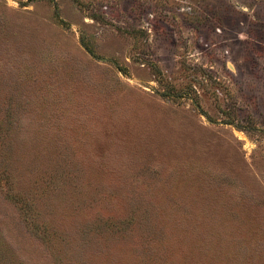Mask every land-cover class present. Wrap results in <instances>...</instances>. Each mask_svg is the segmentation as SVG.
I'll return each instance as SVG.
<instances>
[{"label": "rangeland", "instance_id": "374dc122", "mask_svg": "<svg viewBox=\"0 0 264 264\" xmlns=\"http://www.w3.org/2000/svg\"><path fill=\"white\" fill-rule=\"evenodd\" d=\"M0 264H264V0H0Z\"/></svg>", "mask_w": 264, "mask_h": 264}, {"label": "water", "instance_id": "95a60500", "mask_svg": "<svg viewBox=\"0 0 264 264\" xmlns=\"http://www.w3.org/2000/svg\"><path fill=\"white\" fill-rule=\"evenodd\" d=\"M104 60V59H103Z\"/></svg>", "mask_w": 264, "mask_h": 264}]
</instances>
